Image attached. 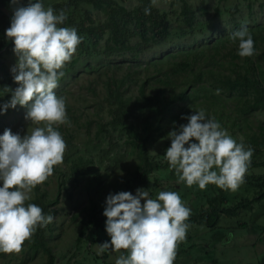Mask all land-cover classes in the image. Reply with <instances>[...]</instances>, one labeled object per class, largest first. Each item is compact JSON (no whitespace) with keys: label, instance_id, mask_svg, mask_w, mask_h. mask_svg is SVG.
<instances>
[{"label":"rangeland","instance_id":"rangeland-1","mask_svg":"<svg viewBox=\"0 0 264 264\" xmlns=\"http://www.w3.org/2000/svg\"><path fill=\"white\" fill-rule=\"evenodd\" d=\"M67 1L69 0H46L42 4L47 9L57 2ZM123 1L129 8H134L138 4V0ZM188 1L197 13L195 33H190L188 27L184 25L182 1L157 0L156 5L166 11L172 21L173 33L170 39L145 51L138 60L133 58V54L111 57L80 56L77 46L71 61L63 69L65 76L54 90L58 97H63L66 101L70 126L69 124L63 126L78 143L80 151L94 159L92 170L100 174L101 182L91 192L80 187L75 189L72 196L63 198V202L56 207L53 222L48 224L50 229L47 239L58 258V264H116L120 255L128 254L125 250L121 252L106 250L107 257H104V253L97 254L99 245L110 242L111 239L105 228L107 218L103 215L106 197L109 193L115 194L125 190L139 162L130 144L126 143V134L114 132L112 127L108 126L107 122L111 119V110L114 108L113 101L107 98L105 87L109 78L121 81L131 75V80L126 81L122 89L123 97L137 101L142 98L141 89L145 83L148 85V95H156V89L161 87L158 83L160 78H171L172 86L169 92L176 85L183 88L195 85L196 78L212 70L217 73L215 80L208 78L204 80L205 83H198V86L192 88V95L198 98L193 99L195 103L191 105L190 115L200 109H204L206 115L210 114L208 106H213L212 109L223 110L222 127L231 137L237 133L236 137L243 143L248 142L250 138L248 134H257L254 136L264 139V109L253 110L247 105L250 91H230L224 86L227 83L224 74L237 79V73H246L248 66L251 67V72L260 75L264 85V0ZM28 3L29 0H20L23 6ZM0 5L8 15L13 16L15 6L11 5V0H0ZM81 8L92 10L93 18L96 20L105 19L104 13L91 6L81 5ZM242 26L247 27L256 41L254 55L251 57H240L239 42L233 43L229 39L231 34L240 30ZM179 29L186 30L184 32L187 33H182ZM101 45L104 46V42ZM17 59L12 49L2 60L11 71ZM186 59L191 61L189 71L173 73L175 67ZM5 75L0 70V78H4ZM18 86L15 84L14 90ZM10 99L9 95L3 97L0 107ZM204 102L207 103L205 108L202 105ZM26 111V108L17 105L15 109L9 108L6 112L0 113V126L4 130L11 129L13 134L19 133L21 136L30 134L37 126L25 119ZM152 115V112L140 111L138 117H132L131 120L134 119L140 124L150 119ZM100 124H105L108 129L99 132ZM65 142L67 143V139ZM167 143H171L168 133L154 143L153 152H157ZM256 157L253 158L254 161H264V153ZM250 175H264V166L253 167ZM156 177L159 179V188L153 192L149 191L150 197L156 191L153 199L160 191H173V188H177L183 203L189 207L191 202L200 196L201 189L198 185L187 187L184 183L178 184L175 171L170 175L156 173L154 178ZM46 182H51L52 185L49 186ZM42 186L51 192L53 198L56 197L54 173ZM207 186L208 193H213L219 188L213 184ZM224 193L232 200V204L243 198L254 200L257 195L256 191L245 183L236 192L224 190ZM32 196L34 197V192ZM95 214L100 218L101 226L97 227L94 224ZM81 236H84L82 241ZM91 236L98 240V243L92 246V251L89 250ZM33 239L32 236L30 240L25 241L18 254H0V264H46L48 255L42 248L38 251L32 249ZM263 252L264 203L261 205L255 203L250 211L226 217L218 229L189 227L185 241L178 247L174 263L248 264L256 262Z\"/></svg>","mask_w":264,"mask_h":264},{"label":"clouds","instance_id":"clouds-1","mask_svg":"<svg viewBox=\"0 0 264 264\" xmlns=\"http://www.w3.org/2000/svg\"><path fill=\"white\" fill-rule=\"evenodd\" d=\"M151 2L155 6L157 0ZM11 5L15 7L5 35L18 58L11 72L19 86L10 90L11 99L0 107V113L19 105L27 109L25 119L37 127L23 136L11 129L0 135V253L4 254H18L37 228L53 222L52 215H44L41 207L28 201L33 190L53 174L54 166L64 161L67 144L56 129L70 122L65 98L54 90L83 40L76 28L59 26L67 19L64 11L56 14L39 0H29L27 6L11 0ZM144 11L150 14V8ZM229 39L239 42L240 57L254 55V40L247 27ZM181 119L188 122L168 133L171 145L164 154L177 183L198 185L201 190L213 184L236 192L245 182L254 149L238 143L204 109ZM103 215L111 239L99 245L97 254L125 250L128 254L120 255L116 264H174L190 227L191 209L177 192L160 191L153 199L149 190L137 189L136 195L109 193Z\"/></svg>","mask_w":264,"mask_h":264},{"label":"trees","instance_id":"trees-1","mask_svg":"<svg viewBox=\"0 0 264 264\" xmlns=\"http://www.w3.org/2000/svg\"><path fill=\"white\" fill-rule=\"evenodd\" d=\"M183 3L184 25L188 27L190 33H195L197 13L188 0H180ZM32 2H37L33 0ZM45 3L46 0H39ZM28 5V4H27ZM26 5V6H27ZM81 5L91 6L93 9L104 13V20H96L93 18V12L90 9L81 8ZM0 5V70L6 75L0 78V102L3 97L11 96L14 82L13 73L6 67L3 62V57L7 56L14 48L13 42L5 35L6 29L10 27L11 15H8ZM52 8L59 14L64 11L67 19L60 27H74L79 36L83 37L82 42L78 45L80 56H96L103 55L111 57L112 55H129L133 54V58L138 60L142 53L152 47L164 43L172 36V21L166 11L161 10L157 5L153 6L151 0H138V4L134 8L126 7L123 0H69L67 2H57ZM145 8H150V14H145ZM182 33L186 30L179 29ZM189 33V31H188ZM104 42V46L101 43ZM256 41L254 39V48ZM191 68V61L186 59L175 67L173 73H184ZM215 73L212 70L204 72L200 77L195 79V85L181 87L176 85L168 92L172 86L171 78L164 77L158 79L160 88H157L156 95H148L147 83L142 87V98L136 100L123 97L122 89L126 81L131 80V75L128 79L114 81L109 78L105 84L108 100L113 101L114 108L111 110L112 117L107 122L108 126L112 127L114 132L126 134V143H129L133 153L138 156L139 162L131 178L126 184L125 192H131L136 195L137 189L158 190L159 179L154 178L156 173L172 174L174 170L169 171L168 162L164 158L166 149L171 143H167L157 152H153L155 142L162 138L165 134L173 130L174 126L187 124V120L181 119L182 116H189L191 105L195 102L191 93L192 88L198 86V83H205L208 78H215ZM223 74V73H220ZM237 79H233L230 75L224 74L227 82L226 86L231 90L250 91V100H247V105L253 110L264 109V85L260 75L251 72V67H247L246 73L238 72ZM215 80V79H214ZM118 85L117 87H114ZM164 87V89H163ZM253 100V101H252ZM203 107H207L204 102ZM212 106V104H211ZM208 106V117H213L220 123L221 127L224 119L223 110L212 109ZM251 111V113L253 112ZM140 111L152 112L150 119L137 124L131 118H136ZM213 116H212V113ZM90 122H87L89 124ZM238 125V123H236ZM37 126V125H35ZM43 126V125H39ZM223 128V127H222ZM108 129L105 124L99 125V132ZM63 139H67V150L64 154V161L58 166H54V183L57 186L56 197L53 198L48 189L43 188L42 184L38 185L34 190V197L28 203H34L41 207L44 215H54L56 207L62 202L63 198L72 196L77 188L86 190L95 189L100 184V174L93 172L94 159L85 155L80 151V146L73 140L72 135L66 132V128L61 125L57 128ZM4 128L0 126V135H3ZM235 133V132H234ZM237 135V133H235ZM236 135L232 136L238 143L239 138ZM250 135L248 142L245 145L254 149L251 158V164L248 167L245 175V184L256 191L257 195L254 200L243 198L241 201L232 204V200L226 197L224 190L218 188L213 193H208L209 188L201 190L200 196L191 202L188 208L191 209V216L187 223L190 227L198 226L207 230H215L221 227L223 220L228 217L238 216L242 211H250L253 204L264 203V175L251 176L253 167L264 166V161H254L253 158L262 155L264 151V139ZM187 147V145H186ZM95 148V147H94ZM154 181V182H153ZM51 186V182H46ZM152 185V187H151ZM174 192H179L177 188H173ZM156 192V191H155ZM152 193L151 197H154ZM70 194V195H69ZM94 224L101 226L100 218L97 214L94 215ZM50 227L47 225L43 228H37L33 235L34 251L43 249L48 255L46 264H58L53 249L47 239V233ZM97 232V231H96ZM85 235V234H84ZM84 236H81V241ZM91 246L98 243L97 238L91 236ZM80 241V242H81ZM180 253V252H179ZM2 254V253H0ZM108 252H104V257H107ZM98 257H100L98 255ZM175 264V263H174ZM248 264H264V252L256 262Z\"/></svg>","mask_w":264,"mask_h":264}]
</instances>
